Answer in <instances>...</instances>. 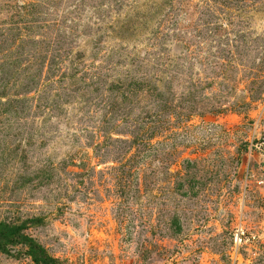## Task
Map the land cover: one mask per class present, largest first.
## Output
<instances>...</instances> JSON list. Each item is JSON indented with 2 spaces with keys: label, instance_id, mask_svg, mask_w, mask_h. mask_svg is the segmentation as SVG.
<instances>
[{
  "label": "rangeland",
  "instance_id": "obj_1",
  "mask_svg": "<svg viewBox=\"0 0 264 264\" xmlns=\"http://www.w3.org/2000/svg\"><path fill=\"white\" fill-rule=\"evenodd\" d=\"M0 225V264H264V0H0Z\"/></svg>",
  "mask_w": 264,
  "mask_h": 264
},
{
  "label": "trees",
  "instance_id": "obj_2",
  "mask_svg": "<svg viewBox=\"0 0 264 264\" xmlns=\"http://www.w3.org/2000/svg\"><path fill=\"white\" fill-rule=\"evenodd\" d=\"M2 227L3 226L0 225V228H2ZM4 232L0 231V239L1 240L5 239V236H4L5 233ZM13 237H15V240H18V241H22V242L26 241L25 240L26 239L25 236H22V235H19V234H16ZM27 246L29 248V251L31 252V257H32L33 261H39V262H42L44 264L48 263L47 261L50 259L49 256H47L45 254L44 250L38 244H35V243H33V242L28 240Z\"/></svg>",
  "mask_w": 264,
  "mask_h": 264
}]
</instances>
